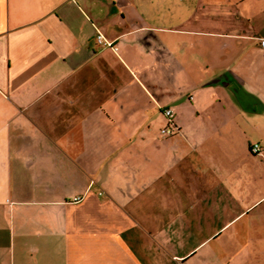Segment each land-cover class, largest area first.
Here are the masks:
<instances>
[{
  "label": "crops",
  "instance_id": "obj_1",
  "mask_svg": "<svg viewBox=\"0 0 264 264\" xmlns=\"http://www.w3.org/2000/svg\"><path fill=\"white\" fill-rule=\"evenodd\" d=\"M262 38L264 0H0V264H264Z\"/></svg>",
  "mask_w": 264,
  "mask_h": 264
},
{
  "label": "built area",
  "instance_id": "obj_2",
  "mask_svg": "<svg viewBox=\"0 0 264 264\" xmlns=\"http://www.w3.org/2000/svg\"><path fill=\"white\" fill-rule=\"evenodd\" d=\"M96 41L100 45L111 47V48L115 49V46L113 45L112 41L107 40L100 31H97V33H96ZM260 46L264 49V38H262L260 40ZM164 113L169 118L170 122H172V120H173V111H172V109L166 108L164 110ZM160 131L164 135L171 134L172 131H173L172 125H167V126L161 128ZM259 150H260V145L258 143H254L251 146V151L252 152L257 153V152H259ZM75 199H79V197H76Z\"/></svg>",
  "mask_w": 264,
  "mask_h": 264
},
{
  "label": "trees",
  "instance_id": "obj_3",
  "mask_svg": "<svg viewBox=\"0 0 264 264\" xmlns=\"http://www.w3.org/2000/svg\"><path fill=\"white\" fill-rule=\"evenodd\" d=\"M253 145V144H252ZM250 150H251V147H250Z\"/></svg>",
  "mask_w": 264,
  "mask_h": 264
}]
</instances>
